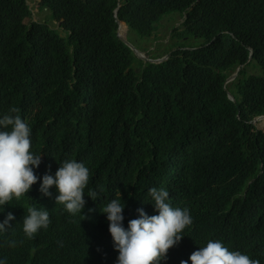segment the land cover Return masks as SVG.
<instances>
[{
	"label": "trees",
	"instance_id": "obj_1",
	"mask_svg": "<svg viewBox=\"0 0 264 264\" xmlns=\"http://www.w3.org/2000/svg\"><path fill=\"white\" fill-rule=\"evenodd\" d=\"M40 4L48 7L43 21L31 19L27 0H0V118L18 108L31 128V151L42 154L38 182L0 206V222L9 212L15 217L0 232V260L116 264L118 255L99 256L107 251L105 236L114 245L101 211L112 199L125 202L127 228L138 209L158 214L148 194L155 187L193 221L162 264H191L192 252L210 239L264 264V129L253 123L264 115V0ZM118 5V19L141 40L178 13L167 60L143 63L119 40ZM71 159L90 172L76 215L55 203V187L52 197L39 191L43 175L54 176ZM29 205L50 219L31 239L22 225Z\"/></svg>",
	"mask_w": 264,
	"mask_h": 264
},
{
	"label": "clouds",
	"instance_id": "obj_2",
	"mask_svg": "<svg viewBox=\"0 0 264 264\" xmlns=\"http://www.w3.org/2000/svg\"><path fill=\"white\" fill-rule=\"evenodd\" d=\"M44 7L48 10L46 5ZM119 30L117 25V31ZM126 30L134 36L127 26ZM19 111L12 107L0 118V206H3V210L5 205H11L14 198L19 200L27 194L40 179L34 169L40 166L42 154L35 155L31 151V128L21 118ZM89 178V169L82 162L75 159L65 160L54 176L47 173L43 175L39 191L43 196L52 197L49 190L55 187V203L64 205L66 211L72 215L81 214L86 203L84 189ZM148 194L154 201L152 204L158 214L148 215L142 208L138 209V218L129 220L127 228L123 226L125 202L122 204L119 199H112L103 208L101 213L107 217L108 231L114 245L109 236L104 235L107 251H100V257L116 258L114 256L118 255L116 264H162L167 260L169 249L183 239V230L192 224V217L187 208L171 206L167 190L152 187ZM96 195L92 192L89 197L94 200ZM27 213L23 218V232L31 239L41 228L46 229L49 226V212L29 205ZM14 219V215L9 212L3 222H0V232L11 228L9 222ZM12 246H15V241ZM189 260L191 264H260L258 259H252L240 251H231L221 241L211 239L206 246L192 252ZM0 264H6V260H0ZM181 264H188V261L182 260Z\"/></svg>",
	"mask_w": 264,
	"mask_h": 264
},
{
	"label": "rangeland",
	"instance_id": "obj_3",
	"mask_svg": "<svg viewBox=\"0 0 264 264\" xmlns=\"http://www.w3.org/2000/svg\"><path fill=\"white\" fill-rule=\"evenodd\" d=\"M31 10H32V20H38L43 21L45 20L48 11L44 5H41V0H27ZM176 12H173L169 14L168 16L164 17L162 21H160L159 24L156 25V29L153 32L152 36L148 39L141 40L136 37H132L130 34L127 33L126 28H122L121 32L123 36L130 41L131 43H134L136 48L140 49L141 51L145 52V54L149 57L153 56V52L156 53V56L162 55V52H165V54H168L171 49V43L172 39L170 38L171 34V27L173 26H179L181 23L180 17L177 15V17H174ZM49 23L54 27L55 29H59V23L58 22H52L49 19ZM134 39V42H133ZM186 41L190 45H194L195 39L192 37L186 38ZM181 43V42H179ZM173 45V43H172ZM185 46V45H184ZM153 51V52H152ZM164 54V55H165ZM163 55V56H164ZM254 70L251 68H248L249 73H254ZM237 77V76H236ZM254 124L256 125L257 129H264V119H259L257 122L254 121Z\"/></svg>",
	"mask_w": 264,
	"mask_h": 264
},
{
	"label": "water",
	"instance_id": "obj_4",
	"mask_svg": "<svg viewBox=\"0 0 264 264\" xmlns=\"http://www.w3.org/2000/svg\"><path fill=\"white\" fill-rule=\"evenodd\" d=\"M118 9H119V5H118L117 8L114 10V18H115V20H116V23H117V25H118V30H119V28H120V24H124V25H125V23L121 22V21L117 18V11H118ZM125 27H126V25H125ZM117 36H118L119 39H120V40H121V41H122V42H123V43H124V44H125V45H126L131 51H132V52H133V54L135 55V57L138 58V59H140V60H141L142 62H144V63H146V62L155 63V64H157V63H162V62H164L165 60H167V59L169 58V56L171 55V53H172V51H173V50H171L168 54H166L165 56H163V57H161V58L152 59V58L147 57L146 54H145V52H142L141 50H139L138 48H136V47L133 45V43H131L130 41L126 40L123 36H121V35L119 34L118 31H117ZM250 56H251V55H250ZM136 71L138 72L139 69H137ZM239 71H240V67H237L235 73L231 74V75L226 79L225 84H227V83L233 81V80L236 78V76L238 75ZM228 97H229L230 100L234 101L233 96H232L231 94H228ZM259 119H264V115H263V116H260V117H258V118H255V119L253 120V123H254V121L257 122Z\"/></svg>",
	"mask_w": 264,
	"mask_h": 264
},
{
	"label": "bare ground",
	"instance_id": "obj_5",
	"mask_svg": "<svg viewBox=\"0 0 264 264\" xmlns=\"http://www.w3.org/2000/svg\"><path fill=\"white\" fill-rule=\"evenodd\" d=\"M121 29H122V27H121V25H120V30H119V34L121 35V36H123V34H122V32H121ZM124 37V36H123ZM142 37V36H141ZM147 37V36H146ZM125 38V37H124ZM126 39V38H125ZM127 40V39H126Z\"/></svg>",
	"mask_w": 264,
	"mask_h": 264
}]
</instances>
